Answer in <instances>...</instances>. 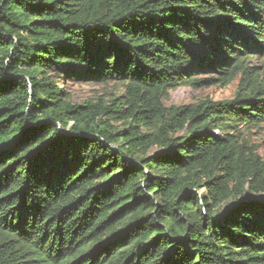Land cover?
<instances>
[{"label":"trees","instance_id":"trees-1","mask_svg":"<svg viewBox=\"0 0 264 264\" xmlns=\"http://www.w3.org/2000/svg\"><path fill=\"white\" fill-rule=\"evenodd\" d=\"M262 126L264 0H0V264H264Z\"/></svg>","mask_w":264,"mask_h":264},{"label":"rangeland","instance_id":"rangeland-1","mask_svg":"<svg viewBox=\"0 0 264 264\" xmlns=\"http://www.w3.org/2000/svg\"><path fill=\"white\" fill-rule=\"evenodd\" d=\"M253 65H256L254 62ZM66 91L74 103L86 100H96L98 98H108L110 95L120 93L115 84L99 83H77L71 79L63 78L59 85ZM237 83L233 82L226 88L221 86L189 88L181 86L174 91L169 92V99L165 101L166 105H188L209 98L211 100H229L233 97ZM247 142L256 148L259 156L264 159V126L259 129L246 133Z\"/></svg>","mask_w":264,"mask_h":264}]
</instances>
